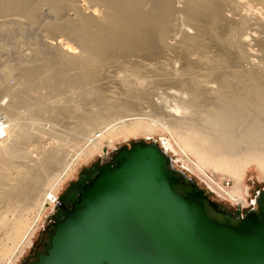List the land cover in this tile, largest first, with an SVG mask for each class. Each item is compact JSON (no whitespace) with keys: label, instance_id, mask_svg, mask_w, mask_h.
Returning <instances> with one entry per match:
<instances>
[{"label":"bare ground","instance_id":"6f19581e","mask_svg":"<svg viewBox=\"0 0 264 264\" xmlns=\"http://www.w3.org/2000/svg\"><path fill=\"white\" fill-rule=\"evenodd\" d=\"M63 115L79 120L71 130L79 151L69 163L61 146L31 159L26 147L43 140L41 122L59 125ZM137 117L148 136L156 124L168 132L161 147L174 169L182 162L242 213L249 189L238 159L264 153V0H0V204L38 211L16 258L73 165L91 150L107 152L108 137ZM203 166L229 175V188ZM19 224L15 218L11 233Z\"/></svg>","mask_w":264,"mask_h":264},{"label":"water","instance_id":"95a60500","mask_svg":"<svg viewBox=\"0 0 264 264\" xmlns=\"http://www.w3.org/2000/svg\"><path fill=\"white\" fill-rule=\"evenodd\" d=\"M171 161L155 141L113 148L70 184L32 264H264V191L229 212Z\"/></svg>","mask_w":264,"mask_h":264},{"label":"rangeland","instance_id":"374dc122","mask_svg":"<svg viewBox=\"0 0 264 264\" xmlns=\"http://www.w3.org/2000/svg\"><path fill=\"white\" fill-rule=\"evenodd\" d=\"M5 40L6 39L3 40L4 42L2 41V44L4 45V47H7L8 45L10 46V43L12 42L11 40H14V38L13 39L8 38L7 39L8 41L6 40L7 42ZM4 43L7 45H5ZM10 80L9 81L12 83L13 79L10 78ZM62 96L57 97V99L61 100L63 98ZM146 110L148 111V109ZM66 118L63 115L62 120H60L61 121L60 124L53 125L54 127L52 126L50 122L49 124L47 120L43 121L44 123L41 122L43 124L42 126H44L42 127V129L44 130V128H46L45 129L46 131L42 132L41 133L42 135H40V137L43 138V140L40 139L41 141H37V142L35 141L36 143L32 142L31 145L29 144V146L27 145L26 147L28 156L31 159L36 160V161H41V159L43 160L46 158V156L49 154V151H54L55 149L59 148V146H61L65 148V150L68 153L70 152L69 153L70 157L69 158L66 157L67 159L65 160L66 163H69L70 159H72L71 155L74 154L76 151H79L80 149V144H79L80 141L75 140L74 138H72V135H71L72 134L71 130H74L75 129L74 127L76 126L78 127L79 120L75 116L74 117L66 116ZM130 119H132V117H130ZM137 119L138 121L134 119L135 120L133 122L134 124L130 125L131 127L129 126L128 128L124 129L125 131L122 132L121 134L115 133L113 137L112 136L108 137V139L111 140V141H108L110 142V145H111V148H109L107 151L108 155L113 148H118L122 146L129 147L135 141H140L142 143H148V142L155 141L158 145H162L161 138L169 136L168 132L165 131L164 128H162L158 124H156V126L153 127L154 133L151 136H148V134L144 131V129H142L145 126V124H147V121H144L142 120V118H139V117H137ZM125 120H127V118ZM53 129H56V130H53ZM67 129H69L70 131ZM97 130L98 129L96 128L93 131L97 132ZM169 130L171 131V134H173L172 136L177 140V142L181 144L183 148H185L186 144L184 140L180 136H178L175 131H173L172 129H169ZM97 135H99V133H97ZM104 147L106 146L103 145V148ZM101 153L102 151L96 152V151L91 150L87 152L86 155L82 156L78 160V162H76L73 165L72 169L68 172V175H66V177L63 178V180L58 184L55 190V195H56L58 202H61L65 199V195H66L67 190L69 189L70 184L74 180H76V178L80 174L89 173L93 175L91 169L94 166H97L100 163H102V161L106 157V154H101ZM261 155L263 157H261ZM187 156L194 163L198 165L201 164L198 161L195 154L191 152H187ZM241 156L238 159V161L240 160L238 162V167H239L238 173L244 165V168H245L244 172L246 171L245 176H244V189H246L245 187H248L249 189L248 191L249 197L245 196V190L243 189L244 199L247 201L245 203V208L242 211V214H244L253 206V205L248 206V204H251V200L255 196L257 191H264V176L262 175V172L260 170L261 168H263L262 162L264 161V153L259 155L258 152H253V154L249 153L248 155L244 154ZM257 157L261 159L260 160L261 164L254 163V159H256ZM174 159H177V157L174 156ZM175 166H176V169H183V171L186 172V176L191 178L192 181L195 184H197L212 201L216 202L220 208H224L226 211L236 213L237 206L235 204L233 205L225 197L223 196L221 197L215 194L212 190H210L204 184V182L199 177H197V174H195L194 172L187 171L184 165L182 164V162L178 161L177 163H175ZM203 167L205 168L207 175L211 177L212 179H214V181L217 184H219L221 187L224 186V188L226 189L229 188L228 184H229V181L231 180V177L229 175L219 172L218 170L212 168L211 166H208V167L203 166ZM23 173L24 172L22 171L20 172V177H22V179L24 176ZM25 178L26 177L24 176V179ZM47 181H49V179ZM47 181H44V182L46 183ZM23 186L25 185L22 184V187ZM11 201L15 202L14 200L7 199V200H4L0 204V264H4L6 261H8V259H12V257L13 259H15L14 264H32L38 260L37 258L38 255L45 253L47 248L50 246L49 232L54 230L52 221L54 220L55 213H56V210L58 209V206L54 205V206L48 207L47 209L43 211V213L41 214L40 218L38 219L34 227V230L35 229L36 230H35V233L31 241H29L30 242L29 245L25 248L23 253L21 252L22 254L17 253V258H16L15 248L19 243V239H21L22 235L26 233L27 227L31 226V223L36 220L38 211H36L35 210L36 208L34 206H31L30 203L28 202L24 203L23 201H21L22 204H19L18 206L17 205L18 202L16 204V202L12 203ZM10 204L11 205L15 204L19 207L17 208V211H18L17 213L19 214L16 213V216H14L15 218H21V224H19L20 228L18 229L16 234L11 233L12 224L15 218H13L14 220L12 219L11 221L9 220L8 222V220H6L7 218L5 217L6 212L11 207ZM14 251H15V255L13 254Z\"/></svg>","mask_w":264,"mask_h":264},{"label":"built area","instance_id":"2783aa9c","mask_svg":"<svg viewBox=\"0 0 264 264\" xmlns=\"http://www.w3.org/2000/svg\"><path fill=\"white\" fill-rule=\"evenodd\" d=\"M226 181H227V180H226ZM58 203H59V202L57 201L55 205L57 206ZM235 205L237 206V208H239L238 204H235ZM250 205H253V206H254V204H253L252 202H251V204H248V206H250ZM242 206H243V205H242ZM244 208H245V205L243 206V209H244Z\"/></svg>","mask_w":264,"mask_h":264},{"label":"flooded vegetation","instance_id":"af4514ba","mask_svg":"<svg viewBox=\"0 0 264 264\" xmlns=\"http://www.w3.org/2000/svg\"><path fill=\"white\" fill-rule=\"evenodd\" d=\"M87 174H89V173H87ZM93 175H94V173H93ZM246 203V202H245ZM245 203H243V206L245 205Z\"/></svg>","mask_w":264,"mask_h":264}]
</instances>
